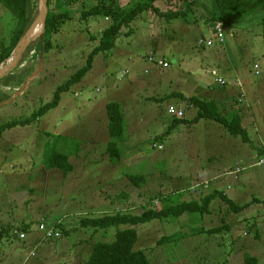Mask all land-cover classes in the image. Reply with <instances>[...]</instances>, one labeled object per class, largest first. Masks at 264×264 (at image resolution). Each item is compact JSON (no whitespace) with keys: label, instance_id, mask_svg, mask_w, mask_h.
Listing matches in <instances>:
<instances>
[{"label":"rangeland","instance_id":"obj_1","mask_svg":"<svg viewBox=\"0 0 264 264\" xmlns=\"http://www.w3.org/2000/svg\"><path fill=\"white\" fill-rule=\"evenodd\" d=\"M98 1L83 0L72 9L71 19L53 36L50 52L40 51L41 37L31 44L33 48L13 71L15 77L24 76L21 84L5 87L0 80V127L32 119L86 65L110 24L108 18H82V11ZM112 1L129 7L131 0ZM197 1L205 8L188 11V20L166 21L153 12L142 14L123 28L115 48L95 57L92 70L61 95L56 108L1 135L0 264H86L93 245L114 241L117 228L80 229L82 218L117 212L141 215L150 208L201 202L210 194L209 187L199 188L197 169L209 165L225 174L219 179L220 191H226L237 206L248 208L236 212L218 198L208 214L189 212L168 222L153 220L134 226L135 249L143 251L151 264H244L246 255L264 264V166L257 165L262 159L258 149L264 148V116L251 111L249 118L256 128L247 127L250 143H244L210 121L171 128L174 118L167 112L170 106L181 108L184 119L190 121L196 110L179 95L210 98L204 93L205 84L213 89L212 96L226 89L215 84L213 70L228 83L226 87L235 86L234 82L256 83L264 92V23L237 17L235 23L224 24V45L199 47L198 42L211 33L204 10L211 0ZM185 4L184 0H158L155 6L166 13L186 9ZM55 5L52 0V10ZM11 19L0 5V52L9 44L6 23ZM149 57L168 66L148 67ZM255 65L260 66L259 75ZM198 83L203 84L201 90ZM245 100V95H238L233 107L227 101L219 104L229 112L237 103L244 106ZM109 102L119 103L125 116L118 158L107 152ZM54 148L70 155L71 173L45 169L44 155ZM207 174L212 179L215 173ZM130 175L146 178L142 188L131 184ZM42 222L48 227L59 225L62 235L69 234L45 239L39 229ZM26 224L28 235L37 236V243L14 235ZM218 227L228 230L213 235L202 232ZM127 228L131 227L119 229ZM173 235L175 241L158 244Z\"/></svg>","mask_w":264,"mask_h":264},{"label":"trees","instance_id":"obj_2","mask_svg":"<svg viewBox=\"0 0 264 264\" xmlns=\"http://www.w3.org/2000/svg\"><path fill=\"white\" fill-rule=\"evenodd\" d=\"M158 0H131L129 7H123L118 2L112 0H99L90 10L82 11V18H97L103 17L110 20L109 26L104 29L99 45L90 53L87 58V63L84 67L79 69L75 75L64 85L60 86L54 94L52 102L44 105L37 113H34L32 119L25 121H13L0 127L1 135L9 129L18 126H26L35 121V119L45 115L49 110L56 108L60 101L61 95L68 92L71 87L82 82L85 76L92 70L94 59L101 53L107 52L115 48L117 39L121 36L124 27H129L133 21L144 13L153 12L166 21L173 19L188 20V11L195 12L196 8L201 10L205 8L197 0H184L186 2V9L179 11L161 12L155 3ZM52 0H48L49 13L46 21V28L43 36L38 40L39 49L43 53H48L52 50V38L58 34L62 27L71 19L72 9L83 4V0H56L54 10L51 8ZM0 5L5 12L12 15V19L6 23L9 31V44L3 47L0 52V65L4 63L12 54L15 47L23 37L26 30L31 26L36 16L38 7V0H0ZM206 12L207 25L213 28L216 24L235 23L237 17L249 18L248 20L254 23H264V0H211ZM6 14V13H5ZM4 16V15H3ZM2 16V17H3ZM205 17V16H204ZM33 45V44H32ZM30 46L26 52L31 51L33 46ZM37 46V45H36ZM23 64V63H21ZM20 64V65H21ZM15 77L13 73L1 80L5 87H10L11 83L20 84L24 80V76ZM226 87V86H225ZM224 87V88H225ZM175 96L177 94L175 93ZM182 100L187 102L188 106H192L196 110V115L190 121L182 119H174L172 127L178 124L195 125L201 120L213 122L222 127L226 133L235 138H241L244 143H250L248 131L241 126L242 116L240 112L224 111L220 104L213 99L198 98L192 96L179 95ZM183 101V102H184ZM106 113L109 121V136L107 152L111 158L119 157L118 141L124 134L125 116L122 112V107L119 103L109 102L106 105ZM169 128V129H171ZM61 137L58 138L60 142ZM160 150V149H159ZM44 155V163L46 170H58L67 175L74 169L70 161V155L54 150ZM260 157L264 155V148L260 151ZM129 181L136 188H142L146 182V178L140 175H130ZM220 198L231 208L238 212L248 208L247 205L237 206L222 192H215L205 196L201 202H179L175 205L161 208L157 210L150 208L141 215H133L125 212H117L115 214L103 215L97 218H82L80 222V229H92L94 232L108 230L110 228H117L114 241L112 242H97L93 245L89 259L86 264H151L147 255L140 250L135 249L138 235L132 227L151 222L153 220H160L168 222L171 219H177L189 212L205 215L210 213L209 208L213 201ZM256 200L255 203H259ZM120 227H131L127 229H119ZM56 228H60L56 225ZM227 227L213 228L207 232L209 235L219 234ZM28 233V225L21 226L18 231L14 232L16 236ZM68 232H63L62 236H68ZM175 241V236L164 237L158 244ZM244 264H258L256 257L246 255Z\"/></svg>","mask_w":264,"mask_h":264},{"label":"crops","instance_id":"obj_3","mask_svg":"<svg viewBox=\"0 0 264 264\" xmlns=\"http://www.w3.org/2000/svg\"><path fill=\"white\" fill-rule=\"evenodd\" d=\"M237 84L238 83L234 82L233 85H235V86H228V87H225L226 89H221L220 91L214 92V94L217 93L214 96L211 95L212 94V92L210 93L211 90L207 89V84H205V86H203L206 89V90L204 89V93L205 94L208 93L210 95V98L207 97L206 99H213V100H216L218 103L219 102H223L224 103V102L227 101L233 107V105L236 104L235 102H233V100H235V97L238 96V95H245V97H246L245 105L244 106L242 105L243 102H242V104L237 103V105L234 107V109L236 111L240 112V114L242 116L241 126L243 128H245L246 130L248 129L247 127H249V126L256 128V125H255L256 122L252 121L249 118V115L251 114V111L255 109L259 113H261V116H264V92L260 91V85L256 84V83H244V84H242L243 87H242V85H237ZM202 85L203 84L198 83L197 88L199 90H201L202 89ZM240 87H242L243 89H239ZM241 90H243L242 94H241ZM174 95H173V97H176ZM223 95H227V96H223ZM170 98H172V97L170 96ZM262 124L264 125V122H262ZM248 134H249V132H248ZM213 147H214L215 150H220L218 148V146H215L214 144H213ZM261 150L258 149V154L257 155H258L259 158L264 157V155L260 157L259 153H260ZM217 154L222 155V154H225V153L218 152ZM215 171H216V168L214 166H212V165L207 166L206 169H203L201 171L197 169L198 179H200L202 181L201 182L202 186H200L199 188L203 189L204 187H209L208 188L209 192H207V194H214L215 192H221L220 189L218 188V186L221 184L219 182V179H221V177H223V175H225V174L221 175V174H219L220 172H215ZM207 172L209 174L215 173L212 179H209V177H208L209 175L207 174ZM231 173L232 172H230L229 174H231ZM203 183L204 184H208V186H203ZM227 190H228V188H227ZM222 193L228 197V194L226 193V191H223ZM239 194H241V193H239ZM236 197H241V196L240 195H236ZM228 199H229V197H228ZM253 200L256 201V199H253ZM204 231H208V230H204ZM28 234H29V232L25 233V239L28 240V239L31 238L33 244L37 243V239H38L37 236H32L31 237ZM25 239L21 240V241H26ZM23 243L26 245L25 242H23ZM32 254H33V252L31 251L30 255L32 256ZM244 258H243V260H244ZM27 259H26L25 263L27 262ZM259 263L260 262L258 260V264Z\"/></svg>","mask_w":264,"mask_h":264},{"label":"built area","instance_id":"obj_4","mask_svg":"<svg viewBox=\"0 0 264 264\" xmlns=\"http://www.w3.org/2000/svg\"><path fill=\"white\" fill-rule=\"evenodd\" d=\"M210 32L211 33H210L209 38L200 40L198 42L199 47L210 48V47H213L215 44H219V45L225 44V42H226L225 28H224V25L222 23L216 24L213 28L210 29ZM148 65H149L148 67H155V68H159V69H163V68L168 66V64L166 65V63L163 60H161V59L158 60L154 57L148 58ZM254 70L256 72V75L260 74V66L259 65H255ZM145 73L146 74L149 73L148 69H146ZM210 73H211L212 77L214 78V82L216 85H218L220 87H225L228 85V83H226V81L222 77H220L219 73L216 70H213ZM207 88L210 90H213V89H211L210 85H207ZM167 112L170 116H172L173 118H176V119H182L185 117V111L183 109H180V108L178 109L174 106H170L168 108ZM158 149L162 150V146H159ZM257 165L258 166H264V157L259 160ZM39 229L44 232V238L45 239L57 240V239L62 238V233L59 232L55 226L54 227H48L44 222H42L40 224ZM19 237H20V240H24L25 234L22 233L19 235ZM33 255L34 254H32V256Z\"/></svg>","mask_w":264,"mask_h":264},{"label":"water","instance_id":"obj_5","mask_svg":"<svg viewBox=\"0 0 264 264\" xmlns=\"http://www.w3.org/2000/svg\"><path fill=\"white\" fill-rule=\"evenodd\" d=\"M48 13V0H38V7L33 23L26 30L10 57L5 61L6 64L4 62L0 65V80L13 73L30 45L43 36Z\"/></svg>","mask_w":264,"mask_h":264},{"label":"clouds","instance_id":"obj_6","mask_svg":"<svg viewBox=\"0 0 264 264\" xmlns=\"http://www.w3.org/2000/svg\"><path fill=\"white\" fill-rule=\"evenodd\" d=\"M224 88V87H223ZM173 118V117H172ZM185 118V117H184ZM174 119H176V118H174ZM159 147V146H158ZM263 158V157H262ZM41 224V223H40ZM56 227V226H55Z\"/></svg>","mask_w":264,"mask_h":264}]
</instances>
